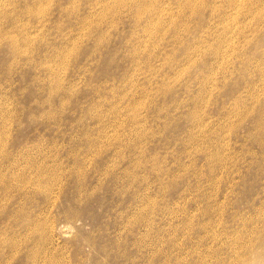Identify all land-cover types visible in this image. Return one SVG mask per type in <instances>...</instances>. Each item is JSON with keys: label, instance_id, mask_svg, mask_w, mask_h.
<instances>
[{"label": "rangeland", "instance_id": "1", "mask_svg": "<svg viewBox=\"0 0 264 264\" xmlns=\"http://www.w3.org/2000/svg\"><path fill=\"white\" fill-rule=\"evenodd\" d=\"M262 213L264 0H0V264H100L128 219L218 264L199 224Z\"/></svg>", "mask_w": 264, "mask_h": 264}, {"label": "bare ground", "instance_id": "2", "mask_svg": "<svg viewBox=\"0 0 264 264\" xmlns=\"http://www.w3.org/2000/svg\"><path fill=\"white\" fill-rule=\"evenodd\" d=\"M139 9L140 8H137L138 11ZM138 13H142V11L141 12L139 11ZM137 15L139 16V14ZM192 114L194 115V113ZM262 215L263 213L259 215L246 216V217L241 218L240 220L238 217L234 216L232 217V219H230V221L228 220L229 221L228 223L224 220L221 221V219L219 218L220 215H217L216 217L210 216L211 218H209L208 222L199 224L198 230L203 229L206 236L202 237L199 235L197 238V241L198 242L204 241L207 244V246L210 247L212 250L217 249L216 251L218 254L217 255L218 264H224L222 263V258H223L222 255H224L226 258H232L230 264H264V217ZM129 218L131 219V217ZM212 218H215V219H212ZM128 221L129 219L127 220V223H125V221L121 223L120 227L113 228L114 235L112 234L109 235V233L106 234V231H101L102 234L100 235L99 238L93 237L91 239L90 237H85L84 242H85V245H87L88 247V251L91 252L92 254L97 253L99 257L103 255L104 256L109 255V257H106L105 259L108 260L110 258L111 262L115 264H138L137 258L135 257L136 252L140 251L139 248L141 249L142 246L146 244L147 249H149V252L151 251L149 258L146 257L148 258L146 260H149L148 264H154L155 262L156 264H165L166 259L163 261L162 248L158 247L159 245L163 243L162 241H164L165 239L161 240V236L158 234L160 238L159 237H157L156 239L154 238L155 240H148L147 238L146 242H148V244L144 243L141 238H136L137 233L134 232V229H136V226H138L137 224L138 221L137 220H133V222L132 221L128 222ZM214 226H217V227L214 229ZM36 231H39V230H37L36 228ZM120 231L124 233L122 236H121ZM37 237L38 236H36V238ZM129 237L132 240H134L135 238V241L133 242L129 241ZM36 238L34 237L33 240L34 241L37 240ZM170 244H172V242ZM229 246L233 248L231 252L226 251V248ZM30 247H29V250L23 251V254L25 253L24 257L26 259V264H38L37 262L42 257L41 249L34 243ZM212 250L209 251L211 254H212ZM174 255L177 256L176 253ZM120 258H123V259H120ZM105 259H102V261L100 260L101 262L99 263L102 264ZM94 263L97 264V261L91 260L90 264H94Z\"/></svg>", "mask_w": 264, "mask_h": 264}]
</instances>
